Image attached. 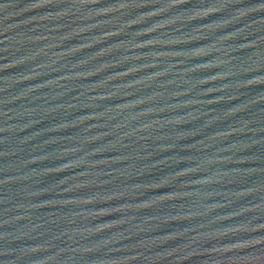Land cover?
Masks as SVG:
<instances>
[{"label": "water", "instance_id": "95a60500", "mask_svg": "<svg viewBox=\"0 0 264 264\" xmlns=\"http://www.w3.org/2000/svg\"><path fill=\"white\" fill-rule=\"evenodd\" d=\"M0 264H264V0H0Z\"/></svg>", "mask_w": 264, "mask_h": 264}]
</instances>
